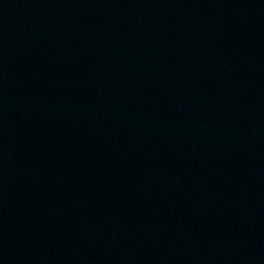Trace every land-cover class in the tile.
I'll list each match as a JSON object with an SVG mask.
<instances>
[{
  "label": "water",
  "instance_id": "water-1",
  "mask_svg": "<svg viewBox=\"0 0 264 264\" xmlns=\"http://www.w3.org/2000/svg\"><path fill=\"white\" fill-rule=\"evenodd\" d=\"M0 264H164L144 0H0Z\"/></svg>",
  "mask_w": 264,
  "mask_h": 264
}]
</instances>
